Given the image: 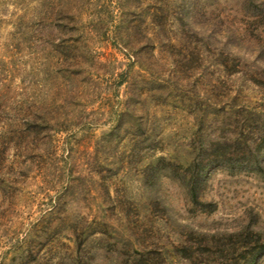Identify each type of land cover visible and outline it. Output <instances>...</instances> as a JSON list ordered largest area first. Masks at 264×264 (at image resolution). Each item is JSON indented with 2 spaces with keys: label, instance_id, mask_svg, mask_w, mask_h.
I'll list each match as a JSON object with an SVG mask.
<instances>
[{
  "label": "rangeland",
  "instance_id": "374dc122",
  "mask_svg": "<svg viewBox=\"0 0 264 264\" xmlns=\"http://www.w3.org/2000/svg\"><path fill=\"white\" fill-rule=\"evenodd\" d=\"M180 2L0 0V110L43 128L31 136L11 129L0 185V264H24L29 254L37 264H70L73 229L85 239L84 264H118L132 248H158L165 264H188L172 253L188 232L226 235L248 226L264 237V171L213 166L200 192L214 208L206 212L191 205L178 179L145 188L136 167L126 165L134 144L144 156L153 139L164 149L156 157L185 164L201 109L209 123L231 99L264 112V90L228 76L214 60L236 55L247 68H264V25L246 16L243 0H188L186 21L197 33L189 37L174 22ZM157 5L173 22L151 49ZM201 40L198 67L192 48ZM137 122L146 134L134 143ZM103 211L112 228L101 238L93 230Z\"/></svg>",
  "mask_w": 264,
  "mask_h": 264
},
{
  "label": "trees",
  "instance_id": "16d2710c",
  "mask_svg": "<svg viewBox=\"0 0 264 264\" xmlns=\"http://www.w3.org/2000/svg\"><path fill=\"white\" fill-rule=\"evenodd\" d=\"M186 3H188V0H181L179 6H177L179 12L174 22L181 32L190 35L189 37H195L197 33L190 30L186 21ZM243 4L246 6V16L254 19L258 24L264 25V0H243ZM168 16L169 12H163L160 5L153 6L150 16L152 37L149 39L151 41H149V47L151 49H154V39H157L160 33H165L168 24L173 22L168 19ZM202 40L198 41L197 44H193L194 48H192L196 51L194 53H196L195 59H197L198 67L202 65L200 52L205 46ZM176 41L185 51L190 49L183 38ZM189 53L191 55V51ZM190 55L189 57L193 56ZM214 60L217 66L221 67L228 76L238 75L249 85L264 90V68H247L244 63L240 62L239 56L237 58L236 55L226 54V56H223L222 53H218L215 55ZM229 61L230 63H228ZM148 83L157 84L158 80H150ZM156 90H160V88H156ZM234 102L235 100L231 99L226 112L221 108L214 112L211 123H209L210 121L207 122L209 114L206 110L201 109L196 113L195 116L198 119V127L195 132L196 144L190 143L191 158L185 164H180L168 156L156 157V153H162L164 149L160 146L161 140L156 141L153 139L146 147L144 156L142 154L145 149L142 150L141 146L135 147L134 144L128 154L129 156L126 158L128 159L126 165L130 163L134 168L136 167L138 175L141 176V185L145 188H152L163 177L178 179L192 206L199 207L201 211L212 212L214 208L211 207L213 206L200 200V192L203 180L208 176L213 166H226L252 174H259L264 171L262 165L264 155V112L256 111L250 105L235 104ZM219 113H222L223 117ZM141 126L137 122L136 132L133 134V138L136 139L134 143L139 142L138 137L146 134ZM41 127L42 124H38L35 118L24 117L20 124L14 119L8 118V116L5 118L4 111L0 110V185L1 182H4L3 162H5L11 147L9 142L13 139L11 129L15 128L17 132L31 136L36 135V133L39 134L38 129L43 131ZM2 187L0 186V191ZM104 193L105 197H109L108 189L104 190ZM111 221L107 212L103 211L99 220L96 221L95 225L98 230H93L94 233L101 236V238L108 237V230L112 228ZM78 224L79 222H76V225ZM72 231L77 240H75L76 245L69 257L71 259L70 264H84L80 253L85 239L77 235L76 230L73 229ZM132 249L134 254L125 256L118 264H165L163 252L158 248L151 250ZM25 251L26 249L23 254ZM172 253L187 261L188 264H255L259 257L264 256V237L248 226L226 235H205L188 232L178 245L172 246ZM29 255L27 257L23 255L24 264H37L38 258Z\"/></svg>",
  "mask_w": 264,
  "mask_h": 264
}]
</instances>
